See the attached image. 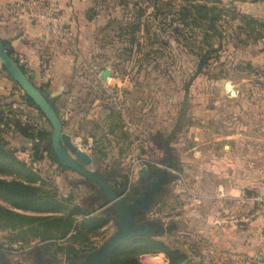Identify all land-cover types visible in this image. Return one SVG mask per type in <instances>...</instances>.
I'll return each mask as SVG.
<instances>
[{
    "label": "rangeland",
    "instance_id": "374dc122",
    "mask_svg": "<svg viewBox=\"0 0 264 264\" xmlns=\"http://www.w3.org/2000/svg\"><path fill=\"white\" fill-rule=\"evenodd\" d=\"M130 1H137L138 5ZM147 1L76 0V6L89 22L82 29L86 37L85 49L81 51L84 58L73 71L82 80L74 84L76 94L71 95L73 99L62 108L73 125L72 135L81 137L85 145L89 141L92 144L88 148L93 158L90 169L99 170L102 175L114 173L116 180L112 184L124 182L123 189L116 190L122 192L121 197L126 201L133 197L134 189L141 188L142 169L153 174L154 184L163 171L168 172L161 190L136 219L139 225H162L164 230L155 239L172 247L175 246V240L170 238L175 213L184 214L185 167L191 165L193 158L217 154L222 146L218 136L223 132V125H264V28L259 26L264 25V18L242 12L240 3L194 0L221 10L218 27L222 37L206 38L205 32L195 27L181 25L178 33L179 23L173 22L174 15H158L157 7L168 13L171 7L175 11L182 1L161 0L157 7L154 0ZM168 3L171 5L164 9ZM142 12L144 15L139 16ZM59 13L58 10L61 18ZM93 14L95 18L88 20ZM243 16L261 24L248 27ZM61 24L65 30L62 41L66 53L69 50L77 55L80 49L70 45L72 34L63 21ZM139 24L138 32L129 35ZM132 36L136 38L133 44L128 42ZM201 52L210 53L211 57L197 74V54ZM105 69L112 72L107 81L100 76ZM10 137V134L5 135L9 140ZM13 140L15 138L11 139L13 148H24ZM20 152L22 160L32 163L30 151ZM33 169L43 176L56 171L65 173L53 181L58 187L57 194L64 199L71 197L72 202L76 201L92 215L103 213L104 198L96 205H86L89 199L103 192L100 188L91 189L75 171L63 167L52 170L40 163ZM148 191L142 194L143 198ZM113 234L110 226L92 244L75 241L81 249L78 263L81 264L82 257L105 245ZM23 237L28 241L19 240ZM0 242L5 245L0 248V264H37L39 260L64 264L65 261L52 245L54 241H42L30 232L0 230ZM178 243L183 246L184 240ZM122 246L124 244L119 248ZM139 260L143 264H170L162 253L142 254ZM194 264L204 263L196 261Z\"/></svg>",
    "mask_w": 264,
    "mask_h": 264
},
{
    "label": "crops",
    "instance_id": "0c3cea01",
    "mask_svg": "<svg viewBox=\"0 0 264 264\" xmlns=\"http://www.w3.org/2000/svg\"><path fill=\"white\" fill-rule=\"evenodd\" d=\"M32 1L39 0H0V38L10 42L15 58L27 70V76L32 82L53 100L60 111L64 131L72 135L70 131L74 129L73 125L65 117L67 114L62 107L73 99L71 95L76 94L74 84L82 80L73 71L84 58L81 51L85 49L86 37L82 29L89 22L76 6V0H46L59 10L60 21L65 23L66 29L72 34L70 45H75L81 53L72 55L67 50V54L62 41L64 37H57L43 19L31 16L33 8L41 11L39 4ZM227 1L240 3L242 12L252 17L264 18V0ZM11 92L18 93L17 85L0 67V103L12 104L11 109L20 110L34 126L51 134V125L46 117L25 103L19 104ZM259 127L263 129L260 128L258 132ZM221 128L223 132L218 136V142L222 146L217 154L193 158L191 165L185 167L187 183L184 214L175 213L174 232L170 238L175 240V247L187 254L190 264L196 263L198 256L210 249L217 252L214 264H264V212L250 218L253 204L245 200L246 195H264V125L232 124ZM10 135V141L15 138L13 142L24 147L17 149L18 158L20 151L33 153L32 149L36 146L33 142L22 139L15 132ZM72 137L76 145L91 153V149L88 150L92 145L90 141L85 145L81 137ZM30 158L33 159L32 156ZM40 164L52 170H60L57 161L47 154ZM64 175L59 171L49 176L40 174L46 185L57 190L53 181ZM80 185L81 182L78 187ZM58 197L62 198L60 195ZM72 204L81 207L76 201ZM97 216L105 219L106 223L90 238L91 241L110 226L114 233L116 231L109 216ZM79 217L83 216L77 219ZM81 223L82 220L75 223L67 238L75 233V228ZM180 239L184 240L183 246L178 243Z\"/></svg>",
    "mask_w": 264,
    "mask_h": 264
},
{
    "label": "trees",
    "instance_id": "16d2710c",
    "mask_svg": "<svg viewBox=\"0 0 264 264\" xmlns=\"http://www.w3.org/2000/svg\"><path fill=\"white\" fill-rule=\"evenodd\" d=\"M145 2H149L144 0ZM182 4L173 11L172 7L167 12L157 7L161 0H154L153 4L158 9V15H174L175 21L179 24L176 26V32L181 31V25L185 28H199L205 32L206 38L222 37V32L218 27L221 20V10L216 7L196 3L194 0H180ZM214 4H221L218 0L212 1ZM134 6L138 5L137 1L129 2ZM171 4H165L164 9ZM162 13H159V12ZM171 12V13H170ZM174 12V13H172ZM143 16V12L138 14ZM95 14L89 15L88 20L92 21ZM248 27L258 23L252 18L242 17ZM264 28V25H259ZM140 24L133 27L128 34L134 35L138 32ZM253 30V29H252ZM211 32V35L208 33ZM128 42L135 43L136 38L132 36ZM4 47L9 56L15 58L14 50L8 41H3ZM199 59L198 73H201L207 66L210 59V53H198ZM24 74L28 75L27 70L21 66ZM5 71V69H3ZM8 77L17 85L13 78ZM18 93L11 92V96L16 97L19 104L25 103L31 109L39 112L45 118L41 110L30 99L23 90L17 85ZM43 90V89H42ZM44 91V90H43ZM45 92V91H44ZM2 96L0 95V100ZM14 103V102H13ZM12 104L0 103V230H16L32 233V236L41 237L42 241H54L57 253L65 257L64 264H79L78 254L81 251L75 241L81 244H92L91 237L97 234L98 229L106 223V220L97 215H92L84 211L81 207L72 204V198L62 199L58 197V190L46 185L45 181L37 171L33 169L34 164L41 163L45 154L50 156L54 161V151L51 145L50 132L40 130L30 120L22 122L18 116L23 115L20 110L11 109ZM11 132L17 133L22 139L33 142V161L27 163L18 158L17 149L13 148L11 141L5 138V135ZM83 216L82 223L72 232L77 217ZM22 242L28 241L23 237ZM61 241V244L55 242ZM164 254L170 264H188L187 254L179 247L170 246L164 241L150 237H136L126 242L124 246L116 249L111 255V264H143L139 260L142 254Z\"/></svg>",
    "mask_w": 264,
    "mask_h": 264
},
{
    "label": "water",
    "instance_id": "95a60500",
    "mask_svg": "<svg viewBox=\"0 0 264 264\" xmlns=\"http://www.w3.org/2000/svg\"><path fill=\"white\" fill-rule=\"evenodd\" d=\"M0 67L5 69L23 92L34 101L49 121L51 125V145L55 160L60 167L75 171L84 178L86 183L92 182L97 184L103 192L104 202L101 207H106V209L103 210L101 215L106 212L113 214L107 215L106 217L109 216V218L112 219L116 231L105 245L88 254L89 258L92 260L91 264H109L108 260L112 253L134 237L158 238L164 230L162 225L158 223L139 225L135 224L134 220L137 215L142 213V209L145 208V205L151 203L154 195L161 190V186L168 172H162V177L159 178L153 187L148 189L149 191L143 198L142 203L126 207V199L122 198L104 179L100 178L101 173L99 170L90 169V165L93 163L92 156L83 148L76 145L71 135L64 131L63 121L53 100L45 94L42 88L36 86L32 80L24 74L17 61L8 55L1 38ZM111 75V70L105 69L100 76L103 81H107ZM140 176L143 180L147 177H152L153 174L149 173L146 169H142L140 171ZM37 264L48 263L45 260H39Z\"/></svg>",
    "mask_w": 264,
    "mask_h": 264
},
{
    "label": "built area",
    "instance_id": "2783aa9c",
    "mask_svg": "<svg viewBox=\"0 0 264 264\" xmlns=\"http://www.w3.org/2000/svg\"><path fill=\"white\" fill-rule=\"evenodd\" d=\"M32 3L39 4L41 11L35 10L33 8L31 11V16L33 18L43 19L47 23L50 30L55 33L57 37H64L65 30L63 28V25L61 24L60 18L58 17V10L53 5V3H49V1L46 0H39L38 2L32 1ZM18 118L22 122L27 121V117L25 115H19ZM245 200L253 204V213L250 215V218H254L257 214L264 212V195H246ZM216 254L217 252L215 251V249H210L209 251L200 254L197 258V261L204 264H214V257L216 256Z\"/></svg>",
    "mask_w": 264,
    "mask_h": 264
},
{
    "label": "flooded vegetation",
    "instance_id": "af4514ba",
    "mask_svg": "<svg viewBox=\"0 0 264 264\" xmlns=\"http://www.w3.org/2000/svg\"><path fill=\"white\" fill-rule=\"evenodd\" d=\"M100 178L101 179H104L105 181H106V183L113 189V190H115V191H117L116 189H118V190H122L123 189V186H124V182L123 183H119V184H117L116 186H113V184H112V182L113 181H115L116 179H115V177H114V173H110V174H106V175H100ZM94 183H91L90 184V182H89V185H90V187H91V189H93L94 190V188H99L98 187V185L97 184H94ZM155 184H154V181H153V176L152 177H147L146 179H143V180H141V188L140 189H134V192H133V197L132 198H130V201L128 202V201H126V203H125V206L126 207H128V206H130L131 204H133V205H138L139 203H142L143 202V196H142V194H144V192H146V191H148V189L150 188V187H152V186H154ZM96 190V189H95ZM120 196L122 195L121 193L122 192H117ZM103 194L101 195V194H98L97 193V195H95V196H93L92 197V199H89L88 201H87V206L88 207H90V206H92V205H96V203L99 201V199H103ZM132 202V203H131ZM106 215H113L112 213H110V212H106ZM139 215H141V213L139 214ZM138 215V216H139ZM137 219L135 218V220H134V223L135 224H137ZM134 238H136V237H134ZM133 239V238H132ZM0 248H5V245H4V243H1L0 242ZM116 251V250H115ZM111 258V257H110ZM92 263V260L89 258V256L87 255V256H85L84 258L82 257L81 258V264H91ZM108 263L109 264H111V262H110V259L108 260Z\"/></svg>",
    "mask_w": 264,
    "mask_h": 264
}]
</instances>
